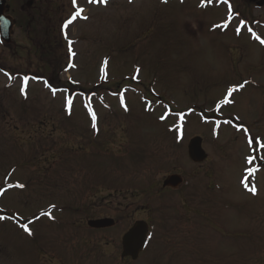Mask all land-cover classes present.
Segmentation results:
<instances>
[{"label": "rangeland", "instance_id": "rangeland-1", "mask_svg": "<svg viewBox=\"0 0 264 264\" xmlns=\"http://www.w3.org/2000/svg\"><path fill=\"white\" fill-rule=\"evenodd\" d=\"M235 1L56 3L47 26L72 43L75 68L50 61L53 82L95 92L89 101L23 78L38 68L12 54L26 26L0 43V264H264V7ZM195 137L201 166L188 158ZM172 171L182 199L161 192ZM124 187L142 204L109 191ZM125 205L132 219L148 208L156 227L137 261L122 260ZM103 216L123 225L92 232L89 253L72 225Z\"/></svg>", "mask_w": 264, "mask_h": 264}, {"label": "flooded vegetation", "instance_id": "flooded-vegetation-1", "mask_svg": "<svg viewBox=\"0 0 264 264\" xmlns=\"http://www.w3.org/2000/svg\"><path fill=\"white\" fill-rule=\"evenodd\" d=\"M1 1L5 2V4L3 5L4 16L7 17L9 19V21H11V23H13V32H14L13 33V39H15V36H14L15 30L17 28L23 29V28H25V26H26V29L23 33V38H25L27 40H29L30 37H35V34H32V32L38 33V34H40V32L41 33L45 32L48 23H53L52 19H50V16H56L57 17L56 12H55L56 11V3H58L59 1L61 2V8L62 7H66V8L69 7L68 6L69 0H58V1L57 0H1ZM245 1H248V0H245ZM66 8L63 11L67 12L68 10ZM64 15H65V13H64ZM37 27L39 29V32L34 31L35 29H37ZM14 43H15V41L13 42V44ZM150 192H152V191H150ZM137 193H139V191L134 192L133 190H130V191L127 190L125 192H122V195H126L127 197L130 198V200L132 197L133 198L132 200H134L133 206H137V204H142L141 202H143V197H144V194L138 195ZM111 195L114 196L113 193ZM122 206H124V204H122ZM129 208H130V206L127 205V206H125V209L124 208H120V209L115 208V209L118 211L117 214H119V213H121V210L123 212L124 210H126V209L128 210ZM124 216H125L124 218L127 217L125 214H124ZM131 216L127 217L130 220V221H128V223L129 224L131 223L133 225L135 223L134 222L135 219L131 220ZM147 216H148V214H147ZM103 217L104 218H101V219L109 218V217H105V216H103ZM151 222H152V220H151ZM76 227L80 228L79 225ZM81 228L83 229L84 227L82 226ZM87 238L89 239L87 241V243H88L87 245L86 244H84V245L83 244L82 245L75 244V245L84 247L85 249H87V251L89 253H94V249L96 247V242L92 241L93 239H91V238H93V237H91L89 234L87 235ZM97 245H99V244H97ZM126 259L131 260L130 258H125L124 260H126Z\"/></svg>", "mask_w": 264, "mask_h": 264}, {"label": "water", "instance_id": "water-1", "mask_svg": "<svg viewBox=\"0 0 264 264\" xmlns=\"http://www.w3.org/2000/svg\"><path fill=\"white\" fill-rule=\"evenodd\" d=\"M0 23L2 28V36L4 39L9 41L11 25L7 23L4 19H1ZM90 97L91 95H87L88 99ZM201 144L202 140L200 138H195L191 141V144L189 146V155L193 161L202 162L206 158V154L204 153ZM179 183L181 184V179L178 176H173L166 181L165 186H177ZM113 225V220L91 221L89 223V226H91L92 228H108L112 227ZM145 228V224L138 223L124 237L123 252L125 253V255H129L133 258H136L137 255L140 253L141 249L143 248L144 233L146 232ZM136 244L138 245V247H135L133 250V246H136Z\"/></svg>", "mask_w": 264, "mask_h": 264}, {"label": "trees", "instance_id": "trees-1", "mask_svg": "<svg viewBox=\"0 0 264 264\" xmlns=\"http://www.w3.org/2000/svg\"><path fill=\"white\" fill-rule=\"evenodd\" d=\"M38 44L39 47L36 48V51H34V53H31V55H29V63L33 64L34 61L38 66L37 70L33 72L35 76L48 78L46 77V75H49L50 78L48 79H50V82H53L52 74L54 73V71L52 70V67H48V64L50 65V61L56 62L57 64L58 62H61V60L63 59L62 64L63 63L64 64L62 65V70L66 71L65 69L68 68V62L66 60L67 50L65 49L64 52V46L62 44V41L60 43L59 40L52 39L50 34H48V36L42 42V44L40 42ZM58 50L60 51V53L58 52ZM42 67L44 70L42 69ZM55 83L56 82H53V84Z\"/></svg>", "mask_w": 264, "mask_h": 264}, {"label": "snow or ice", "instance_id": "snow-or-ice-1", "mask_svg": "<svg viewBox=\"0 0 264 264\" xmlns=\"http://www.w3.org/2000/svg\"><path fill=\"white\" fill-rule=\"evenodd\" d=\"M91 2L96 3V2H103V3H107V0H91ZM80 12H83V9H80ZM80 13H77V15H79ZM86 18V17H85ZM257 39H259V37H257ZM262 43H264V41H261ZM234 90V89H233ZM71 104V101H69V105ZM96 117L95 114L93 113V121H95ZM93 127L95 128L96 125L95 123H93ZM19 187H23V185H18ZM253 191V193H255V188L251 189ZM25 230L28 231L29 235H31V230L27 228V225H25Z\"/></svg>", "mask_w": 264, "mask_h": 264}]
</instances>
